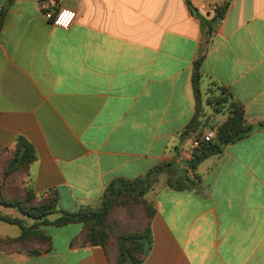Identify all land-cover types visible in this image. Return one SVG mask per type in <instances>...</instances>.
<instances>
[{
  "label": "crops",
  "instance_id": "crops-1",
  "mask_svg": "<svg viewBox=\"0 0 264 264\" xmlns=\"http://www.w3.org/2000/svg\"><path fill=\"white\" fill-rule=\"evenodd\" d=\"M49 1L15 0L0 29V165L25 137L38 158L25 176L37 196L57 191L63 210L99 209L112 181L189 161L194 137L182 135L203 49L204 132L228 119L206 103L213 83L249 124L264 121V0H232L208 39L201 19L226 0H62L50 12L73 11L68 29L48 18ZM224 149L199 165L197 190L163 182L150 192L157 213L144 264H264V128ZM83 228L41 226L50 246L0 244V264L114 263L115 246L109 260L100 247L71 245Z\"/></svg>",
  "mask_w": 264,
  "mask_h": 264
},
{
  "label": "trees",
  "instance_id": "trees-1",
  "mask_svg": "<svg viewBox=\"0 0 264 264\" xmlns=\"http://www.w3.org/2000/svg\"><path fill=\"white\" fill-rule=\"evenodd\" d=\"M14 1L7 0L0 10V29ZM231 2L232 0H226L222 3L211 20L201 19L202 30H206V39L212 35L214 26L225 18ZM202 52L203 54L195 62L191 79L195 97V115L182 135L183 138L194 137V141H199V145L190 151L191 158L186 164L185 174L175 177L173 173L179 169L180 164L163 162L137 179L112 181L104 192L101 208H80L70 212L60 208L57 191L37 196L32 187L28 186L25 176L38 158L33 145L25 137L18 136L13 154L5 166L3 163L4 168L0 173V205L20 212L24 219L0 213V222L15 225L21 230L18 238L0 237V244L14 247L34 241L50 246L51 240L39 229L41 226L63 227L82 224L83 231L72 241V246L100 247L109 260L110 251L115 246L117 255L116 261L112 264H144L153 248L151 225L157 213L154 203L147 199V195L155 189L160 180L164 179L166 186L176 191L197 190L201 179L196 171L201 163L213 156L223 154L225 149L222 145L235 144L256 130L264 128V121L257 125L249 124L243 107L234 101L230 92L213 83L211 86L215 90V95L208 97L206 102L213 106L215 112H225L228 119L217 128L216 136L212 141H201L205 135L203 128L206 124L200 87L203 80L201 65L205 49ZM21 175L24 177L21 181L23 188L18 186L19 181L16 182L17 177ZM12 181L15 185L7 184ZM120 211L124 213L118 214ZM52 215L57 217L51 220ZM28 220L34 222L29 225ZM46 252H49V249ZM28 254L38 256L42 252L36 250Z\"/></svg>",
  "mask_w": 264,
  "mask_h": 264
},
{
  "label": "built area",
  "instance_id": "built-area-1",
  "mask_svg": "<svg viewBox=\"0 0 264 264\" xmlns=\"http://www.w3.org/2000/svg\"><path fill=\"white\" fill-rule=\"evenodd\" d=\"M62 0H51L45 4L47 9V16L53 21V24L62 29H68L76 19V14L67 9H61L56 12H50L51 8H54L60 4ZM217 133L216 127H208L205 135L201 138V141L210 142L212 141ZM195 147H198L199 141H195Z\"/></svg>",
  "mask_w": 264,
  "mask_h": 264
},
{
  "label": "rangeland",
  "instance_id": "rangeland-1",
  "mask_svg": "<svg viewBox=\"0 0 264 264\" xmlns=\"http://www.w3.org/2000/svg\"><path fill=\"white\" fill-rule=\"evenodd\" d=\"M210 92H212V94H210V95H207L208 97H211V96H214L215 94H214V91L215 90H213V88H212V86L210 87ZM208 99V98H207ZM207 103V102H206ZM208 106H210V108L211 109H213L214 110V108H213V106L212 105H210V104H207ZM209 108V107H208ZM213 127H216L215 125H213ZM216 128H218V127H216ZM4 163V162H3ZM3 163H2V165H3ZM188 163V161L186 160V161H184V162H181V164H180V166H179V169L177 170V171H175L174 173H173V175L175 176V177H177L179 174H185V170H187V167H186V164ZM2 165H0V173H1V169H2ZM19 179V180H18ZM24 180V177H23V175H21V176H19V177H17V181L16 182H18V181H23ZM164 182V179H161L160 180V182H159V184H162ZM0 183H1V181H0ZM147 197L148 198H151L152 196H151V193H149L148 195H147ZM138 211V210H137ZM124 212H119L118 214H123ZM56 216L55 215H52V216H50V218H55ZM0 232L1 233H3V234H7V235H9V236H16V234H19V232H20V230H19V228L17 227V226H15V225H10V224H7V223H0Z\"/></svg>",
  "mask_w": 264,
  "mask_h": 264
},
{
  "label": "water",
  "instance_id": "water-1",
  "mask_svg": "<svg viewBox=\"0 0 264 264\" xmlns=\"http://www.w3.org/2000/svg\"><path fill=\"white\" fill-rule=\"evenodd\" d=\"M193 12H196L195 10H193ZM226 146L225 145H222V148L224 149Z\"/></svg>",
  "mask_w": 264,
  "mask_h": 264
}]
</instances>
